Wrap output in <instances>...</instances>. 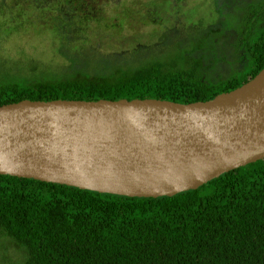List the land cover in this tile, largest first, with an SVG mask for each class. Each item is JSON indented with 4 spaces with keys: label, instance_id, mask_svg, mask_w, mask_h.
<instances>
[{
    "label": "trees",
    "instance_id": "16d2710c",
    "mask_svg": "<svg viewBox=\"0 0 264 264\" xmlns=\"http://www.w3.org/2000/svg\"><path fill=\"white\" fill-rule=\"evenodd\" d=\"M264 0L238 24L245 61L222 77L190 50L114 68L38 78L3 77L0 105L21 99L202 101L264 65ZM244 29V32L242 31ZM0 234L24 249L23 264H264V158L171 196L129 197L0 174Z\"/></svg>",
    "mask_w": 264,
    "mask_h": 264
},
{
    "label": "water",
    "instance_id": "95a60500",
    "mask_svg": "<svg viewBox=\"0 0 264 264\" xmlns=\"http://www.w3.org/2000/svg\"><path fill=\"white\" fill-rule=\"evenodd\" d=\"M264 158V65L207 100L21 99L0 105V174L171 196Z\"/></svg>",
    "mask_w": 264,
    "mask_h": 264
},
{
    "label": "rangeland",
    "instance_id": "374dc122",
    "mask_svg": "<svg viewBox=\"0 0 264 264\" xmlns=\"http://www.w3.org/2000/svg\"><path fill=\"white\" fill-rule=\"evenodd\" d=\"M259 1L0 0V80L132 70L190 50L210 28L193 55L216 60L209 76L225 77L245 62L238 24ZM23 259L24 249L0 234V264Z\"/></svg>",
    "mask_w": 264,
    "mask_h": 264
}]
</instances>
